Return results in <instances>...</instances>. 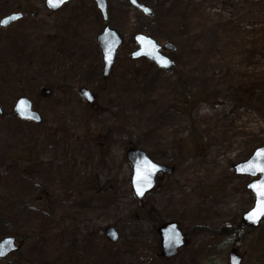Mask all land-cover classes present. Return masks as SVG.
<instances>
[{"label":"rangeland","instance_id":"rangeland-1","mask_svg":"<svg viewBox=\"0 0 264 264\" xmlns=\"http://www.w3.org/2000/svg\"><path fill=\"white\" fill-rule=\"evenodd\" d=\"M139 1L153 19L108 0L109 25L124 45L104 82L93 0H72L56 14L44 0H0V20L26 15L0 27V239L22 246L0 264H229L231 251L241 264H264V221L257 229L241 221L254 203L251 179L233 170L264 145V0ZM136 33L175 44L167 56L176 68L131 60ZM183 77L194 95L187 105ZM249 83L251 95L240 92ZM82 87L95 92L92 106ZM20 96L41 125L14 117ZM130 147L175 168L141 202ZM166 221L188 235L171 260L157 257L155 229Z\"/></svg>","mask_w":264,"mask_h":264},{"label":"water","instance_id":"water-1","mask_svg":"<svg viewBox=\"0 0 264 264\" xmlns=\"http://www.w3.org/2000/svg\"><path fill=\"white\" fill-rule=\"evenodd\" d=\"M70 0H65L63 4H60L56 7H50L48 4V0H45V7L50 12H57L65 3L69 2ZM55 2V0H54ZM98 9L100 10L103 21L107 22V13H106V2L105 0H95ZM131 2L141 11L145 12V14L151 16L152 13L150 10L144 8L143 6L133 2ZM12 17H16V19H11ZM21 15H11L1 22L7 21L5 24H0V26L6 28L12 22H15L19 19ZM97 44L102 54V62H103V77L107 78L111 73V69L116 61V54L119 47L122 45V39L119 34L115 31L111 30L108 26H106L102 32L97 36ZM135 40L139 46V49L136 50L131 57L132 58H140L146 57L151 62L158 66L159 68L163 69L165 72H170L174 67V64L171 63L168 59L164 58L159 54V49L156 43L142 35H138L135 37ZM166 48L175 50V48L171 44H166ZM80 95L87 100L89 103H92L95 99L93 94L88 91L87 89H81ZM26 102V111H18V107H20V102ZM14 112L17 117L30 120L39 123L40 119L39 116L31 111V104L26 99H19L14 107ZM264 150V145L257 148L250 158L247 161L238 163L233 166L235 171V175L243 176V177H251L257 178V180L252 181L246 186V189L250 191L255 200L254 205L251 210L244 213L242 215V222L245 226H249L251 228H258L260 223L263 221L264 217L257 218L255 222L253 220L248 219L249 213L252 212L254 207L257 203L256 192L251 187L252 185H259L264 183V173L259 171V166L262 162V158L258 157L256 154ZM126 157L128 161L132 165L133 175L131 179V186L133 189V193L138 200H141L147 193H149L155 185V178L158 174H165L167 176H171L174 173V168L169 166L160 165L154 163L144 152L138 149H129L127 151ZM256 161L254 167H250L252 161ZM155 166V167H153ZM150 173V175H148ZM251 173V174H248ZM142 192V194H139ZM157 233L160 237V254L159 256L164 259H170L176 256L179 249L186 245L184 239L185 236L179 230L178 225L174 222H169L161 225L157 228ZM106 237L113 243L118 241V235L114 229L108 228L105 231ZM18 248L14 245L13 238H5L0 241V252L3 254L0 255V259L7 257L10 253L17 251ZM229 264H241V258L238 257L234 252H231L229 258Z\"/></svg>","mask_w":264,"mask_h":264},{"label":"snow or ice","instance_id":"snow-or-ice-1","mask_svg":"<svg viewBox=\"0 0 264 264\" xmlns=\"http://www.w3.org/2000/svg\"><path fill=\"white\" fill-rule=\"evenodd\" d=\"M65 2V0H48V4L50 7H56L60 4H63ZM133 2H135V0H133ZM11 19H16V17H12ZM7 21L4 22H0V24H5L6 25ZM26 102L21 101L20 102V107H18V111H26ZM258 157L262 158V162L259 166V171L261 173H264V150H261L260 152H258L256 154ZM256 164V161H252V164L250 165V167H254ZM155 167V166H153ZM251 174V173H248ZM150 175V173L148 174ZM253 188V190L256 192V198H257V203L256 206L254 207V209L252 210V212L249 213L248 219L253 220V222L256 221L257 218H262L264 217V183H261L259 185V187L257 185H252L251 186ZM139 194H142V192H139ZM3 253L0 252V255H2Z\"/></svg>","mask_w":264,"mask_h":264},{"label":"trees","instance_id":"trees-1","mask_svg":"<svg viewBox=\"0 0 264 264\" xmlns=\"http://www.w3.org/2000/svg\"><path fill=\"white\" fill-rule=\"evenodd\" d=\"M257 40H258L257 36H255V38L252 41H257ZM180 46L184 47V43H181ZM188 83H189L188 82V78L183 77L182 79H180V87H181V91H182L181 96L183 97V100H184L183 103L186 104V105L190 103L191 98L194 96V95H191V94L188 95V89H187L188 88L187 87ZM239 90H240V92H242L244 94L251 95V92H252L251 90H253V87L249 83V84L242 85V88L239 89ZM201 97H202V95L199 94V96L196 99H199ZM193 129H194V127H193ZM71 257H72V254L69 253V262L72 261ZM263 258H264V251H263Z\"/></svg>","mask_w":264,"mask_h":264}]
</instances>
